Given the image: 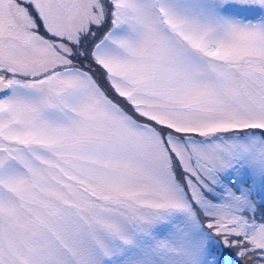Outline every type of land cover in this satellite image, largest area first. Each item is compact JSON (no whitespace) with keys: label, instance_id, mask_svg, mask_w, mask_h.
<instances>
[{"label":"snow or ice","instance_id":"obj_1","mask_svg":"<svg viewBox=\"0 0 264 264\" xmlns=\"http://www.w3.org/2000/svg\"><path fill=\"white\" fill-rule=\"evenodd\" d=\"M0 264H264V0H0Z\"/></svg>","mask_w":264,"mask_h":264}]
</instances>
